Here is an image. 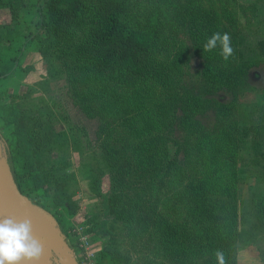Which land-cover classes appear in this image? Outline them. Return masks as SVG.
<instances>
[{"label": "trees", "instance_id": "obj_1", "mask_svg": "<svg viewBox=\"0 0 264 264\" xmlns=\"http://www.w3.org/2000/svg\"><path fill=\"white\" fill-rule=\"evenodd\" d=\"M4 2L17 18L15 26L0 30V81L24 69L26 51L66 55L68 74L77 72L87 86L86 98H97L99 103L85 109L75 88V104L87 113L100 114L101 119L113 114L122 132L135 140L120 149L116 139L120 135L106 122L99 146L113 173V187L137 173L149 216H138L134 197L129 204L113 200L110 212L129 226L131 234L137 231L142 237L147 223H152L159 253L175 264H218L217 252L223 254L224 264H237L236 247L243 229L230 199L238 182V151L252 126L233 118L236 89L245 71L236 65L240 54L236 0ZM180 32L188 48L202 59L199 74L204 82L199 89L208 86L229 94L228 102L215 106V121L208 128L196 118L203 98L191 90H178L182 55L187 52ZM214 32L231 36L234 54L226 61L219 45L203 51ZM258 46L264 51V41ZM16 102V93L0 89V133L7 141L14 181L21 193L53 215L75 247L73 202L50 191L53 183L63 186L74 179L73 173L67 172L64 161L38 168L34 151L47 143V134L42 128L20 126ZM93 181L97 185L99 178ZM129 184L140 195L135 182ZM251 202L253 218L264 228V189ZM135 223L138 228L133 231ZM97 226L85 229L90 239ZM94 259L96 264H120L106 242L97 248Z\"/></svg>", "mask_w": 264, "mask_h": 264}, {"label": "rangeland", "instance_id": "obj_2", "mask_svg": "<svg viewBox=\"0 0 264 264\" xmlns=\"http://www.w3.org/2000/svg\"><path fill=\"white\" fill-rule=\"evenodd\" d=\"M236 3L240 6L237 18L240 54L236 65L245 71L236 89L233 118L241 125L252 126L238 151V182L230 199L236 206L239 227L243 229L242 238L237 242L236 260L237 264H264V228L255 222L251 202L264 189V51L258 46L260 41H264V0H236ZM14 17L1 0L0 30L15 26L17 17ZM178 37L187 48L182 55V81L178 90L180 93L191 90L203 98V109L196 118L208 128L215 121V106L228 102L229 94L214 87L199 89L204 82L199 74L202 59L188 48L189 42L182 32ZM23 66V70L0 81V89L6 88L17 94L18 118L22 128H42L47 134V143H40L34 151L38 168L44 170L51 164L64 161L68 164L67 172L73 173L74 179H67L63 186L53 183L50 191L73 202L76 210L72 218L74 228L85 230L97 224L98 228L91 235L94 246L100 248L106 242L120 264H175L169 256L159 253V242L152 223H147L149 228L142 237L135 231L138 228L136 223L132 225L135 232L131 234L129 226L110 212L109 205L113 200L118 198L117 201L129 204V199L134 197L137 201L132 199L137 203L133 205L138 216H149V207L143 202V191L139 190L142 183L135 176L137 173L125 176L127 179L120 184L116 181L113 187V173H109L99 146L106 122L114 128L116 136V132L120 135L122 140L116 137L120 140V149L125 150L135 140L122 132L113 114L101 119L100 114L87 113L75 104L72 97L76 88L75 95L85 109L99 105L97 98H86L87 86L81 76L75 71L68 74L66 55H42L29 50L24 53ZM69 75L72 78L69 79ZM6 143L1 132L0 146L4 154H7ZM96 178H99L97 185L93 181ZM134 182L140 195L129 184ZM141 220L145 222L146 219ZM68 240L71 243L73 239Z\"/></svg>", "mask_w": 264, "mask_h": 264}, {"label": "water", "instance_id": "obj_3", "mask_svg": "<svg viewBox=\"0 0 264 264\" xmlns=\"http://www.w3.org/2000/svg\"><path fill=\"white\" fill-rule=\"evenodd\" d=\"M5 217H14L17 221L30 219L32 235L43 246L39 259L21 260L16 264H79L67 236L53 215L19 191L7 154L0 146V219Z\"/></svg>", "mask_w": 264, "mask_h": 264}, {"label": "clouds", "instance_id": "obj_4", "mask_svg": "<svg viewBox=\"0 0 264 264\" xmlns=\"http://www.w3.org/2000/svg\"><path fill=\"white\" fill-rule=\"evenodd\" d=\"M219 45L220 55L226 61L234 54L229 33L214 32L203 45L204 52H211ZM43 246L32 235L31 220L17 221L14 217L0 219V264H16L21 260H36ZM218 264H224L223 254L216 253Z\"/></svg>", "mask_w": 264, "mask_h": 264}, {"label": "built area", "instance_id": "obj_5", "mask_svg": "<svg viewBox=\"0 0 264 264\" xmlns=\"http://www.w3.org/2000/svg\"><path fill=\"white\" fill-rule=\"evenodd\" d=\"M73 232L76 238L75 247L70 242L69 244L73 248L79 264H96L94 258L97 247L91 241L90 234L85 233L83 228H73Z\"/></svg>", "mask_w": 264, "mask_h": 264}]
</instances>
